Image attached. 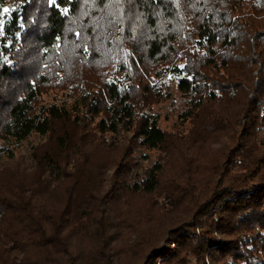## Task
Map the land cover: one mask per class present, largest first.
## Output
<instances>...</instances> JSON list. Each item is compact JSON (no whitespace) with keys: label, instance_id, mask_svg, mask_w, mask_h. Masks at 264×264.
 I'll list each match as a JSON object with an SVG mask.
<instances>
[{"label":"trees","instance_id":"1","mask_svg":"<svg viewBox=\"0 0 264 264\" xmlns=\"http://www.w3.org/2000/svg\"><path fill=\"white\" fill-rule=\"evenodd\" d=\"M117 1L0 0V165L9 146L32 133L55 136L38 161L42 177L14 175L0 186V264H27L25 254L18 259L11 251L32 246L41 250L35 264H63L70 230L105 240L110 226L105 218L93 226L92 206L113 179L91 166L87 145L133 132L141 148L179 149L151 111L173 85L186 102L179 116L195 128L183 138L187 155L212 140L229 142L222 161L200 175L201 164L189 161L183 181L167 187L171 212V200L196 199L191 217H176L162 242L143 253L145 235L122 247V254H141L125 264H264V0H121V9L142 19L135 30L118 17L104 25ZM66 40L85 65L105 59L112 69L73 82L80 95L71 103L40 104L44 71L68 67L58 54ZM32 60L37 66L29 69ZM165 166L156 160L128 182L131 194H157ZM113 242L66 264H122L105 255Z\"/></svg>","mask_w":264,"mask_h":264},{"label":"rangeland","instance_id":"2","mask_svg":"<svg viewBox=\"0 0 264 264\" xmlns=\"http://www.w3.org/2000/svg\"><path fill=\"white\" fill-rule=\"evenodd\" d=\"M120 2L121 0H118L115 6L110 9L107 17L108 22H105L104 25L109 26L114 24L113 20L118 17L119 19H125L126 24L135 30L142 23L141 17L134 14V11L130 13L129 8L126 10L121 9L119 7ZM76 51L77 48L73 45L72 41L66 40L64 46L58 51V54L62 58L61 60L64 61V64H68V67L66 69L60 67L59 71L55 72L49 69L46 72L44 71V75L49 80L42 85L44 93L41 96L40 104L61 103L64 101L71 103L80 95L79 88H71L73 82L85 78L96 80L98 75H102L112 69L109 68V63L105 59L96 64L85 65L77 58ZM35 66H37L35 60H32L29 63V69H34ZM68 68L69 71L67 72ZM35 71L38 73L41 69L38 68ZM171 89V97L156 103L152 106L151 111L159 115L160 126L168 133H172L174 138L178 140V145L181 142L179 149L169 147L166 149L148 150L141 148L134 141L133 132H122L117 136H112V139L105 144L96 141L87 145V152L94 154L91 166L98 168V171L102 174V178L113 179V182L107 188L106 186L104 187L107 194H104V192L100 193L99 201L96 200L92 206L93 226L99 220V222H104L102 218H105L110 229L107 231L105 240L102 241H99L96 236L87 238L84 235V237H80L70 230L68 236H65L68 246L64 251L68 254L66 255L65 253V255L60 256L63 264L67 263L66 259L71 260L83 257L87 251L97 248L98 245H105L108 241L111 242V240H114L111 244L112 249L110 253L106 250L108 253L105 255L107 257L111 256L122 264L132 262L136 259L137 255L141 254L138 251L133 256L122 254L120 252L122 247L133 245L145 235L146 237H143L145 244L142 247L143 249L139 250L143 253L151 245L162 242L167 227L172 222L174 224L176 217H180V219H189L191 217L192 211L196 206V199L187 197L182 202L171 200L172 202L175 201L173 204L174 209L171 212L169 211L171 202L166 203L163 195L167 192V187L172 186V179H177L178 183L183 181V177H185L187 171V162L193 161L194 167L201 164V170L197 172V175H200L205 169L208 171L209 166L211 167L220 159L222 161L221 155L229 140L227 137L212 140L201 147L200 152H191L192 155L189 156L193 157H189L185 149L186 146H182V143L195 128H193L194 126L191 122H184L183 118L179 116L186 102L175 85ZM61 127L64 129L70 128L69 124H64L63 126V123H60L58 129ZM181 139L182 141H180ZM54 146L55 136L53 134L40 135L38 133H32L19 144L10 145L9 147L12 152L10 151L3 156L0 165V186L4 185L5 187L4 183L9 179L12 180L14 175L27 177L29 181L32 178L38 179V177H42L43 167L40 166L38 161L46 151L52 149ZM126 154L129 157L131 156V160L128 162L129 165H132L130 167L126 164ZM156 160H162L166 165L163 173L164 188H161L155 195L139 196L131 194L127 188V183L136 179V177L142 176L145 169L151 167ZM202 180L203 178L199 182L197 180V183L202 185ZM108 183L106 182V185ZM50 193L53 201L59 203L62 200L58 190L50 188ZM125 196H129L130 198ZM159 202H162V205H159ZM140 218L141 220H139ZM14 230L15 228H10L11 232H14ZM147 237L148 239H152L151 241L153 242H149ZM40 253L41 250L34 246L24 253H20L17 249L11 251V255L18 259L21 258V255L25 254L29 260L27 264H35L41 258ZM53 264H60V260Z\"/></svg>","mask_w":264,"mask_h":264},{"label":"snow or ice","instance_id":"3","mask_svg":"<svg viewBox=\"0 0 264 264\" xmlns=\"http://www.w3.org/2000/svg\"><path fill=\"white\" fill-rule=\"evenodd\" d=\"M127 2H128L129 4H133V5H134L135 0H127ZM53 3H55V0H53ZM8 11H9V9H7V8H5V9L3 10L4 13H7ZM131 11H132V9L130 8V9H129V12L131 13ZM2 26H3V21L0 20V34H2Z\"/></svg>","mask_w":264,"mask_h":264}]
</instances>
